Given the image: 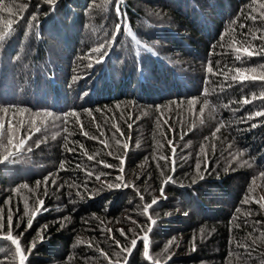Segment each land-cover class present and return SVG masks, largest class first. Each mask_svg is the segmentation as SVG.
I'll return each instance as SVG.
<instances>
[{
    "label": "trees",
    "instance_id": "16d2710c",
    "mask_svg": "<svg viewBox=\"0 0 264 264\" xmlns=\"http://www.w3.org/2000/svg\"><path fill=\"white\" fill-rule=\"evenodd\" d=\"M2 2L29 7L0 12V32L19 20L0 40L1 118L17 113L15 139L33 118L40 130L0 162V237L11 211L27 264H264V209L241 214L264 177V55L235 59L241 42L264 44L252 38L264 35V0H121L123 22L115 0H57L54 11L45 0ZM118 23L127 27L116 34ZM235 68H255L246 75L256 79L234 83ZM73 111L79 122L65 125ZM6 145L7 135L0 158ZM133 238L129 256L117 242ZM14 247L0 238V264H15Z\"/></svg>",
    "mask_w": 264,
    "mask_h": 264
},
{
    "label": "snow or ice",
    "instance_id": "6c2138e0",
    "mask_svg": "<svg viewBox=\"0 0 264 264\" xmlns=\"http://www.w3.org/2000/svg\"><path fill=\"white\" fill-rule=\"evenodd\" d=\"M45 2L49 3L50 5H52L53 6V11H54V5L57 2V0H45ZM115 2H116L117 18H118V20L123 22V21L126 20V14L121 10V8H122L121 0H115ZM28 7H29V4H27V3L20 4L18 9H17V11L18 12H24V11L27 10ZM260 8L262 10H264V3H262L260 5ZM17 11L13 10V5L9 4V5L6 6L2 2V0H0V12H7L11 16H16L17 15ZM251 18L253 20V23H255L257 17L256 16H252ZM20 19H23V17L21 16ZM18 23H19V20L9 19L7 21L8 31L0 32V40L5 39V37L9 34V31L12 30L13 26L15 24H18ZM246 26L247 25H241V28H244ZM121 27L126 28L127 25L124 24V23H118L116 25V34L119 33V30H120ZM252 38L253 39L259 38L261 40H264V35H261V30L257 29V30H255V34H254V36ZM114 39H115V36H113V40ZM245 41H247V35L245 36ZM241 45L242 46H237L236 49H235V51L237 53V55L235 56V59L237 61H242L243 60V57L240 54L241 51H243V53L246 56H248V57H251L254 54L264 55V44H261L258 47H254V48H252V50H250V47H252V46L249 45V44H246L245 42H241ZM104 47H105V45H101L100 47L95 48V49L92 50V52L97 54V62H103L100 59L101 56H103L104 59H106V54L103 52ZM92 52L89 53L90 56L92 55ZM89 67H93V64L90 63ZM255 71H256L255 68H235L234 69L235 75L231 76V80L234 83L235 82L243 83V82H245L248 79H256L255 76L249 77L248 75H246L249 72H253L254 73ZM208 72L209 73H213L214 72L213 68L209 67L208 68ZM225 79L226 80L228 79L227 75L225 76ZM259 79L261 81H264V75L260 76ZM262 99H264V97H262ZM249 102H250V100L247 97H245L244 100H243V103L247 104ZM188 103L191 104V103H194V101H189ZM8 111H9L8 109H4L5 116H4L3 120H0V143L3 142V137L5 135H7V145L4 146V150L6 152V155H3L2 158H0V162L8 161L11 157L19 154V152L23 149L26 140L31 138V135L33 134V132H32L33 128L35 129V131H39L40 130L39 128L35 127L36 120H35V118H33L31 120V122H30L28 135L26 137L22 136L19 139H15V134H16V131H17V127L18 126L19 127H23V124H22V121L16 119L17 113L13 112L11 117L7 116L6 113ZM20 111H23V109H21ZM89 115H91V113H89ZM35 116H41V114L40 113H36ZM51 116H52L51 113H44L43 114V118L44 119H47L48 117H51ZM256 116L257 117L264 116V111H257ZM73 117H75L77 119V121L79 122V118H78L77 113L73 111V112H70V113L65 115V117H64L65 125H67V123L69 122L70 118H73ZM165 122H167V121L165 120ZM80 127H81V134L82 135H84L85 137L90 138V139L93 138V137H90L89 134L86 131H84V125H83L82 122H80ZM97 127L99 129V125H97ZM112 127L114 129H116L117 132L120 131L118 124H113ZM66 139H67V137H66ZM14 140H15V142H14ZM119 143L120 142L117 140V144H119ZM169 143H170L171 146L174 147L173 142L170 141ZM109 154L111 155V152ZM87 159L88 160H94L95 156L94 155H87ZM160 159H164L167 162L168 158L167 157H161ZM172 159L174 161L175 157L173 156ZM124 162H125L124 160H121V165H123ZM104 166L105 167H109V165H107V164H105ZM61 167H63V164H61ZM174 168H175V164H173V176L167 177V179L163 182V185H162V188H161V193L162 194H163L164 188L174 178ZM121 171H122V169H121ZM88 175H92V174L88 173ZM201 178H203V177H201ZM96 179L99 180L100 177L97 176ZM116 180L117 181H121V176H117ZM53 183H55V182H53ZM120 186H121L120 184H115V185L109 184L108 185L109 188L120 187ZM124 186H128L127 182H124ZM25 187H27V186L25 185ZM140 198H141V200H143V195H141ZM158 203H159V201L157 199H153L150 204H145L144 205V212L145 213H149L150 210L155 205H157ZM245 203H247V199L245 200ZM261 207L264 208V204H261ZM43 210H44L43 202L41 201L40 205H39V208L34 210L31 213L32 218L28 219V222H27V227L28 228H31V226H32V224L34 222L35 216L39 215ZM237 211H239V209H237ZM148 218L151 221V217L149 216ZM133 222L135 223V221H133ZM151 222L153 224L155 223V221H151ZM257 223H259V222H257ZM12 224H13V213L11 211H9V214H8V234H7V236L0 237V238L9 240L11 242V244L15 246V254L19 257V264H27V256L24 254V250L22 249V247L20 246V243H19L20 237H14L13 236ZM18 226L19 225H17V227ZM2 227H3V225H2V223H0V228H2ZM45 229H46V226H45ZM120 231H121V235H124V236L127 235L123 230H120ZM149 231H150V229H149ZM22 235L23 234H21V236ZM143 239H144V245H145V247H144V256H145V258H149V250H150L149 241H148L147 237H144ZM138 243H139L138 239L133 238L131 240V246H132L131 248H125L123 246H120L118 244V242H117V246L121 247L122 251L127 252L129 254V256H130L131 253L135 250V248L138 245ZM33 247H34V245H33ZM30 251L31 250H29L28 255H30ZM245 251L246 252L248 251L247 247L245 248ZM101 255H104L105 257H107L106 253L102 252ZM108 259H109V264H112L111 258H108ZM117 264H118V261H117ZM154 264H159V261H154Z\"/></svg>",
    "mask_w": 264,
    "mask_h": 264
},
{
    "label": "rangeland",
    "instance_id": "374dc122",
    "mask_svg": "<svg viewBox=\"0 0 264 264\" xmlns=\"http://www.w3.org/2000/svg\"><path fill=\"white\" fill-rule=\"evenodd\" d=\"M18 2L14 1V5L17 6ZM0 120H2L1 118V113H0ZM261 180H257L258 183H256V181L252 182L251 185L252 187L249 188L248 190H246V195H244L243 197V201H242V207L245 208H241V214L243 216H246L247 219H250L252 217L251 215V211L253 215L257 216V214H259L260 210H261V204H264V177H261ZM247 199V203H245V200ZM246 204V206H245ZM264 209V208H262ZM256 213V214H255ZM147 237V239L149 240V235L148 234H144L142 235L141 238ZM15 248V247H14ZM131 248V247H130ZM14 256V255H12ZM15 264H19V257L17 256V258L15 257ZM125 264V263H124Z\"/></svg>",
    "mask_w": 264,
    "mask_h": 264
}]
</instances>
